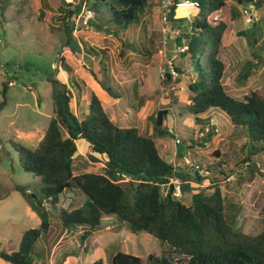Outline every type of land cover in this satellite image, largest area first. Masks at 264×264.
Instances as JSON below:
<instances>
[{"label": "rangeland", "instance_id": "obj_1", "mask_svg": "<svg viewBox=\"0 0 264 264\" xmlns=\"http://www.w3.org/2000/svg\"><path fill=\"white\" fill-rule=\"evenodd\" d=\"M64 1L69 3V0ZM67 7L61 0H0V249H16L22 233L39 224L38 215L15 189L21 185L36 193L39 178L21 168L15 147L34 148L43 137L54 109L51 77L64 84L65 91L71 92L69 106L79 118L87 111L86 88H94L105 112L116 125H137L141 134L156 141L165 159H171L166 148L171 152L176 150L215 176L211 179L206 175L202 181L204 186L186 189L188 185L184 180H194L195 172L184 166L176 168L183 203L189 202L195 190L209 192L217 182L225 198L226 214L238 210L235 228L248 234L262 231L264 151L243 162L247 155L246 129L232 124L226 112L218 108H210L200 115L206 117L202 123L215 128L211 140L202 144L207 126L200 129L202 123L196 122V116L186 110L185 104L190 97L187 84L194 73L188 56L181 54L183 46H178L177 40L185 42L183 36L190 31L191 17L197 8L178 7L174 19L162 23L160 6H150L126 29L112 32L111 28L104 27L105 24L97 28L93 17L84 25L77 4L73 9L75 16L68 19L74 40L67 41L65 22L58 17L61 12H67ZM230 9L234 15L222 37L218 55L226 66L222 79L224 88L236 99H243L250 91L264 96V0L250 5L249 17L244 3L225 0L223 10L217 11L215 17ZM84 44L105 50L109 81L120 95L118 99H110L97 87L92 73L99 63V55L86 53ZM64 63L71 67L70 73L63 69ZM172 70L176 75L171 74ZM7 82L9 85L3 96L2 85ZM159 109L168 110L162 125L166 132L162 135H157L154 122L149 118ZM172 128L180 139L177 144L169 132ZM76 147L80 154L73 158L74 173L98 172L115 181L130 183L129 178L119 173L111 175L103 159L89 149L84 139L78 138ZM215 151L219 152L218 156L213 155ZM220 161H225L227 167H220ZM84 198L76 188L68 189L55 205L46 202L52 222L45 244L48 264L91 263L102 259L100 247L107 254L121 251L141 257L143 262L149 254H155L175 264H185L186 254L145 231L134 234L124 228L107 230L118 223L113 215L102 216L99 229L93 232L94 228L91 236L89 234L81 243L78 236L83 228L74 226L65 230L57 224V219L58 207H77L82 205ZM0 264L12 263L0 257Z\"/></svg>", "mask_w": 264, "mask_h": 264}, {"label": "trees", "instance_id": "obj_2", "mask_svg": "<svg viewBox=\"0 0 264 264\" xmlns=\"http://www.w3.org/2000/svg\"><path fill=\"white\" fill-rule=\"evenodd\" d=\"M195 1L197 12L191 17L190 31L183 36L185 42L177 40L178 46H186L181 54L188 56L194 73L187 84L190 97L189 103L185 104L186 110L196 116V122L202 123L206 117L200 115L210 108H218L226 112L232 124L244 126L247 155L243 162L250 161L252 155L264 151V96L250 91L243 99H236L226 92L222 82L226 66L218 55L233 10L215 17L217 11L223 10L225 0ZM244 1L248 3L250 0H238L241 4ZM261 1L255 0L254 4ZM85 3L93 12L97 28H101L99 24H105L104 27L115 32L141 18L148 0H85ZM67 6V12L60 11L62 14L58 17L65 22L64 30L67 41H70L74 39L68 19L75 14L69 3ZM174 12L173 8L170 20L174 19ZM83 49L88 54L99 55V63L92 73L97 87L110 99H118L120 95L109 81L105 50L87 44ZM60 61L63 62V58ZM62 67L71 72L68 64L64 63ZM49 80L53 85L51 99L54 109L43 137L34 148L15 147L21 168L39 178L36 193L21 185L15 189L38 215L40 223L22 233L15 250L0 249L2 259L12 264H46L48 251L45 244L52 225L46 202L55 205L68 189L77 188L85 197L82 205L58 207L57 224L65 230L82 227L78 236L81 243L99 227L102 216L113 215L118 221L115 227L134 234L145 231L186 254L185 264H264V229L257 234L236 229L234 223L238 210L226 214L225 198L217 182L209 192L195 190L189 204L173 197L170 189L165 194L163 189L170 187L169 178L174 177L175 169L161 155L154 139L141 134L134 126L116 125L105 112L96 89L91 87L86 88L87 112L79 118L69 106L71 92L63 93L55 78ZM8 85L9 82L2 85L3 96ZM167 112V109H159L149 115L157 135L166 132L162 125ZM205 126L208 130L202 144L208 143L215 131L208 123H202L200 128ZM78 138L84 139L89 149L103 159L111 175L119 173L129 178L130 183L115 181L98 172L74 173L73 158L77 154ZM213 155L218 156L219 152L215 151ZM219 166L227 167V164L220 161ZM194 172L195 182L204 179L205 176ZM220 173L224 175L222 171ZM84 250H87L86 246ZM151 263L175 264L155 254H149L143 262L140 257L121 251L108 259V264ZM88 264H103V261L97 259Z\"/></svg>", "mask_w": 264, "mask_h": 264}, {"label": "built area", "instance_id": "obj_3", "mask_svg": "<svg viewBox=\"0 0 264 264\" xmlns=\"http://www.w3.org/2000/svg\"><path fill=\"white\" fill-rule=\"evenodd\" d=\"M255 0H250L248 3L244 1V6L246 8L245 12L247 16L249 17L251 15V12H249L250 5L254 4ZM69 4L71 9H76V5L79 4L80 7V15L82 17V23L84 25H87L89 20L93 17V12L86 6L85 0H69ZM197 2L195 0H162L159 13H160V20L162 23H167L169 18L173 14V8L176 9L178 7H196ZM186 49V46H183L181 50L183 51ZM171 74L176 75V72L174 70L171 71ZM170 133L172 134L174 138V142L177 144L180 142V139L178 137L177 131L172 128L169 129ZM208 128H206V131ZM178 166H184L186 168H189L193 171H196L201 176H206L208 172L200 167L196 162L189 159L186 155L180 156L178 162ZM230 178H227L229 180ZM169 184L172 186V189L170 187H167L165 189V194L167 193L168 189L171 190L172 196L175 198H181L182 197V191H181V181L175 177L169 178Z\"/></svg>", "mask_w": 264, "mask_h": 264}, {"label": "crops", "instance_id": "obj_4", "mask_svg": "<svg viewBox=\"0 0 264 264\" xmlns=\"http://www.w3.org/2000/svg\"><path fill=\"white\" fill-rule=\"evenodd\" d=\"M161 2H162V0H148V5H147V7L146 8H148V7H152V8H157V7H159L160 6V4H161ZM244 3V2H243ZM154 4H158V5H154ZM197 12V11H196ZM196 12H194L192 15H194ZM174 14H175V12H174ZM252 25H254V24H252ZM173 29V28H172ZM85 96H86V93H85ZM86 99H87V97H86ZM88 101V100H87ZM101 101V100H100ZM85 103V102H84ZM101 104H102V102H101ZM88 105V102H86L85 103V107ZM87 112V111H86ZM173 112V115H174V111H172ZM148 117V116H147ZM113 122L115 121L114 119H112V117H109ZM115 123V122H114ZM163 124H164V121H163ZM134 127L135 126H137V125H133ZM146 126V125H145ZM136 128H138V127H136ZM139 129V128H138ZM201 129V128H200ZM140 132V131H139ZM145 132H146V134L149 132V128L147 127V129L145 130ZM202 135V134H201ZM204 136V135H203ZM193 143V142H192ZM187 147H189V146H187ZM190 148V147H189ZM166 151H167V154H169L170 155V157H171V159H165V157H164V159L166 160V161H168V162H171L173 165H174V169H176V168H178V167H181V166H178L177 165V162H178V160H179V158H180V156H182V154H178L177 153V151L176 150H173L172 152L170 151V149L168 150L167 148H166ZM77 154H80V153H78L77 152ZM82 155V154H81ZM105 165V164H104ZM206 170V169H205ZM208 172V171H207ZM177 173H176V170H175V172H174V177L175 178H177V179H179L178 177H177V175H176ZM207 175H210V177H211V179L212 178H214V177H212L211 176V174L210 173H208ZM223 176V175H222ZM209 177V178H210ZM180 180V179H179ZM185 181V184L186 185H188L187 187H186V189H192V187L193 186H204L203 184H202V181H204V179H202L199 183L198 182H195L194 180H190V179H185L184 180ZM183 185V184H182ZM182 187V186H181ZM192 195V194H191ZM190 200H191V198H190ZM190 200H189V202H187V203H185V204H189L190 203ZM32 210V209H31ZM33 211V210H32ZM39 223H40V219H39ZM39 225V224H38ZM38 227V226H37ZM100 227V226H99ZM99 227L97 228L96 227V229L93 231V232H95V231H97L98 229H99ZM107 230H121V229H123V228H121V229H119L118 227L117 228H115V226H113V227H107L106 228ZM89 236H91V234L89 235ZM99 248V247H98ZM15 250V249H14ZM11 251V250H10ZM115 252H117V251H114V252H111L110 254H107L106 253V251L102 248V247H100V252H99V254H100V256H101V258L102 259H104V261H103V264H108V259H109V257L112 255V254H114ZM48 256H49V254H48ZM141 258V257H140ZM48 259V258H47ZM142 259V258H141ZM36 261L37 262H40V260L38 259V258H36ZM46 264H48L47 262H46ZM85 264H88V263H85Z\"/></svg>", "mask_w": 264, "mask_h": 264}, {"label": "water", "instance_id": "obj_5", "mask_svg": "<svg viewBox=\"0 0 264 264\" xmlns=\"http://www.w3.org/2000/svg\"><path fill=\"white\" fill-rule=\"evenodd\" d=\"M61 4L67 6V3L64 0H61ZM166 76H169L168 73L166 74ZM58 88H60L63 93L66 90V86L64 84H58ZM170 189H172V186H170Z\"/></svg>", "mask_w": 264, "mask_h": 264}]
</instances>
